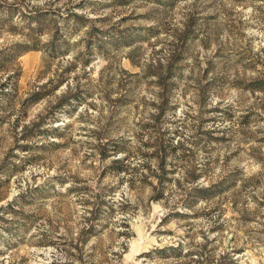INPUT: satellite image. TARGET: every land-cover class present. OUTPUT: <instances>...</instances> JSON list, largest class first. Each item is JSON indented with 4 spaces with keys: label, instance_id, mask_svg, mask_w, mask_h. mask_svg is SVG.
I'll use <instances>...</instances> for the list:
<instances>
[{
    "label": "rangeland",
    "instance_id": "obj_1",
    "mask_svg": "<svg viewBox=\"0 0 264 264\" xmlns=\"http://www.w3.org/2000/svg\"><path fill=\"white\" fill-rule=\"evenodd\" d=\"M13 45L0 264H264V0H0Z\"/></svg>",
    "mask_w": 264,
    "mask_h": 264
},
{
    "label": "trees",
    "instance_id": "obj_2",
    "mask_svg": "<svg viewBox=\"0 0 264 264\" xmlns=\"http://www.w3.org/2000/svg\"><path fill=\"white\" fill-rule=\"evenodd\" d=\"M72 16L75 17L76 14H71ZM74 21H76L74 19ZM57 42L55 40V38L53 36H51V38L47 41L46 43V48L44 50V52L46 53V55H52L54 54V51L57 48ZM16 46L18 45H13V46H9L6 48H3L0 50V67H2L3 72L6 74L4 76V81L2 83V87L3 89L0 90V96L5 99L8 100V102H10V100L12 101V99L14 98V96H16V86H15V80L18 74V70L16 68H14L13 66H11V61L13 59L16 58L17 54L21 53L22 51L28 49V47H22L18 50V48H16ZM19 47V46H18ZM31 48H34V46H31ZM167 77V74L166 76ZM62 79H59L57 83H60ZM250 87L251 88H255V89H259L261 91L264 92V78H256L253 80V82L250 83ZM44 92L42 90H31L30 93L28 94V97H26L25 99L30 100L31 102L34 100H37L41 97H43ZM64 95H62L63 97ZM62 102L60 101L59 104H61ZM1 117V116H0ZM38 125V123H33L32 126H36ZM25 128L26 125L23 126V130H22V137L24 138L26 136V132H25ZM118 162L120 160H117ZM194 177L196 176H188L189 182L190 184H192V180L194 179ZM197 184H194L192 189L194 192H198L202 195H207L206 197H208L211 192H213L215 190V184H211L209 186H199L196 187ZM155 195H158V190H156ZM157 197V196H154ZM24 195L23 194H19L18 196L14 197L13 199H11L10 201L6 202L4 206H6V208L9 210L10 213L15 214L18 213L19 211L13 208V205H21L22 203H24ZM109 202H113V200H111V198H107L106 200H102L99 197H97L96 195H94V197L92 198V200H84V205H86V212L87 214L84 216L83 218V228L80 231V234H86V233H90L91 232V226L93 224V221H96L98 216H99V212L101 211V209H103V205L105 203ZM118 202V206L120 207L122 205L121 201H117ZM105 208V207H104ZM123 226L126 227L125 224H123ZM85 238H79L76 239L75 242H71V247L75 250V252L77 253L80 249V244L82 241H84ZM178 249L175 246H162V247H153L152 249H149L145 252H142V255H150L152 253L155 254H161L165 251H174ZM78 255V254H77ZM76 257L79 259V255ZM51 264H54L53 262Z\"/></svg>",
    "mask_w": 264,
    "mask_h": 264
}]
</instances>
